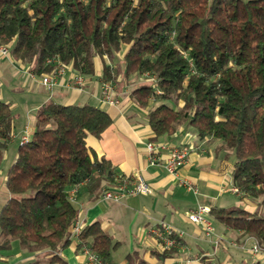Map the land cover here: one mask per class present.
Masks as SVG:
<instances>
[{"label": "trees", "instance_id": "trees-1", "mask_svg": "<svg viewBox=\"0 0 264 264\" xmlns=\"http://www.w3.org/2000/svg\"><path fill=\"white\" fill-rule=\"evenodd\" d=\"M0 43L36 74L50 72L48 60L56 59L92 75L99 59L112 81L121 65L126 79L153 75L155 86L131 91L147 109L153 140L189 126L231 150L233 185L258 206L212 207L209 214L264 249V0H0ZM13 121L0 99V162ZM111 122L87 103L50 100L38 108L34 131L6 171L0 247L16 241L28 252L46 251L45 264H69L59 253L78 215L69 191L85 184L96 197L113 182L111 162L86 142ZM81 243L107 261L118 245L97 221L83 226Z\"/></svg>", "mask_w": 264, "mask_h": 264}, {"label": "crops", "instance_id": "crops-1", "mask_svg": "<svg viewBox=\"0 0 264 264\" xmlns=\"http://www.w3.org/2000/svg\"><path fill=\"white\" fill-rule=\"evenodd\" d=\"M106 62H109L107 59ZM92 75H83L85 85L78 89L73 85V71L67 67L58 75L52 88L41 83V74L31 71L30 65L13 56H0V99L8 102L14 115L11 139L8 141L0 162V209L9 198L6 188V171L17 155L21 137H29L35 128L38 108L52 100L62 104H92L110 115L112 122L99 137L88 135L87 145L99 156L108 159L115 170L112 183L104 188L117 185L122 177L141 174L150 184L152 191L147 194L125 195L118 201L104 200L89 194L85 184L75 191L73 200L77 219L83 225L99 222L101 229L118 242L112 253L123 248V256L112 264H136L140 259L147 264H245L243 252L251 264L264 262V253L252 254L250 248L254 237L242 235L209 214L213 233L206 234L200 224L188 220L187 213L198 204L209 208H230L242 206L253 211L257 201L233 190L232 171L235 156L229 149L222 148L216 139H199L189 126H181L173 135H162L157 140L172 145L187 143L191 150L179 175L168 173L163 165H153L147 159L146 142L153 139L147 121V109L138 106L131 96L132 89L142 84L143 78L123 76V67L112 81L114 94L120 100L118 105L100 101L102 63L95 59ZM13 86V87H12ZM24 94V100L15 99V93ZM7 97H6V96ZM166 152H162V158ZM9 156L10 165L4 170V158ZM187 180L197 187V193L183 183ZM103 188V189H104ZM164 222L182 231L180 244L165 254L149 232V228ZM70 243L60 250L69 264H87L79 246V239L71 238ZM132 255V259L127 258ZM46 251L28 252L16 241L8 247H0V264L44 263Z\"/></svg>", "mask_w": 264, "mask_h": 264}, {"label": "built area", "instance_id": "built-area-1", "mask_svg": "<svg viewBox=\"0 0 264 264\" xmlns=\"http://www.w3.org/2000/svg\"><path fill=\"white\" fill-rule=\"evenodd\" d=\"M0 56H10V48L5 44L0 43ZM54 64V68L48 73L41 74V83L47 88H52L56 82L58 75L61 74L67 67L64 66L60 61L48 60ZM146 80L150 81L155 86V77L148 73L144 74ZM73 85L78 89H83L85 85V79L82 74L75 72L73 75ZM156 92L160 93L156 87ZM100 101L109 105H118L120 100L114 94L113 83L110 79H105L101 84ZM29 136L24 134L21 137L20 144L27 141ZM147 159L153 165H163L166 171L173 176H178L181 167L185 164L188 159L191 147L187 143H181L178 145H172L165 141L150 139L146 142ZM162 152H166L165 157L162 158ZM182 183L194 193H197V187L187 180H183ZM73 187L69 191V197L74 200L75 191L77 189ZM235 192H240L235 186L233 187ZM152 188L150 184L143 178L141 174H134L129 177H122L118 180L117 185L102 190L100 197L104 200L118 201L125 195H137L151 193ZM210 208L204 204H198L196 208L190 210L187 213L189 221L200 224L206 234L213 233V225L211 218L209 217ZM83 225L78 221L74 222L71 227V238L79 239ZM149 232L155 237L158 248L164 252L171 250L180 244V240L183 236V232L176 230L171 225L160 222L155 226L149 228ZM81 251L86 257L87 264H111L110 261L103 260L100 258L89 246L88 243H81ZM250 252L254 255L264 252L260 243L256 238L253 240V244L250 248Z\"/></svg>", "mask_w": 264, "mask_h": 264}, {"label": "rangeland", "instance_id": "rangeland-1", "mask_svg": "<svg viewBox=\"0 0 264 264\" xmlns=\"http://www.w3.org/2000/svg\"><path fill=\"white\" fill-rule=\"evenodd\" d=\"M131 77H132V76H131ZM142 78H143V79H142L143 83H150V84H151V82L148 81V80H146V78H144V77H142ZM12 87H13V86H12ZM24 94H25V93H22V92L17 91V92L15 93V96H16L15 99L18 100L19 102L23 101V100H24ZM5 96H6V95H5ZM6 97H7V96H6ZM168 104L174 106V104H173L172 102H168ZM190 130H191V131H194L192 127H190ZM10 163H11V162H10V158H9V156H7L6 158H4V162L2 163V164L4 165V170L7 169V167L10 165ZM257 206H258V205H257ZM122 250H123V248L121 247V248L117 249L115 252H113V253H112V258H113L114 260H117L119 256H123L124 253H123ZM263 253H264V252H263ZM243 258H244V260H245V264H251V260L249 259V256H248V254L246 253V251L243 252ZM37 264H43V263H37Z\"/></svg>", "mask_w": 264, "mask_h": 264}]
</instances>
